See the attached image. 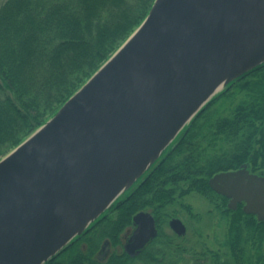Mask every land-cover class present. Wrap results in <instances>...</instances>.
I'll return each instance as SVG.
<instances>
[{"label":"water","instance_id":"water-1","mask_svg":"<svg viewBox=\"0 0 264 264\" xmlns=\"http://www.w3.org/2000/svg\"><path fill=\"white\" fill-rule=\"evenodd\" d=\"M264 63V0H154L120 47L0 158V264H45L159 162L229 83ZM210 188L264 223V175L246 164ZM130 250L156 234L149 213ZM179 235L185 228L170 221Z\"/></svg>","mask_w":264,"mask_h":264},{"label":"trees","instance_id":"trees-1","mask_svg":"<svg viewBox=\"0 0 264 264\" xmlns=\"http://www.w3.org/2000/svg\"><path fill=\"white\" fill-rule=\"evenodd\" d=\"M153 1L0 4V158L51 117L120 47ZM243 164L254 173L264 169V63L212 98L144 180L109 210L100 231L87 229L45 264H126L124 254H112L104 262L94 255L106 238L114 246L120 243V233L133 214L151 208L163 223L172 215L169 207L179 202L195 218L182 199L197 193L217 203L209 178ZM223 212L229 220L220 245L230 257L224 264H264V223L241 209ZM165 249L170 256L171 249ZM177 259L186 258L179 251Z\"/></svg>","mask_w":264,"mask_h":264},{"label":"flooded vegetation","instance_id":"flooded-vegetation-1","mask_svg":"<svg viewBox=\"0 0 264 264\" xmlns=\"http://www.w3.org/2000/svg\"><path fill=\"white\" fill-rule=\"evenodd\" d=\"M131 193L132 191L128 192L126 197H128ZM216 194L218 195V197H214V199L219 204L214 202V207L216 212L219 214L218 216H216L218 220L216 222V228H219V226H221L222 224L226 225V221L229 220L226 219V216L223 211L229 210L235 212L238 209H241V211H243V203H237L235 208H228L229 199L218 193ZM219 197H221L222 199ZM139 212L149 213L152 216L154 220L156 234L154 237L150 238L141 248L131 251L130 245L133 243L132 237L134 236V233L138 228V225L134 221V216ZM107 214H109V212H106L100 217V219H98L94 224H92L90 228L93 232H95V230L100 231V229L102 228L101 221L104 217L107 216ZM173 218L178 217L170 215L165 218L163 223H161L156 218L151 208L140 210L132 215L130 223L125 226L122 232L120 233V243L114 246L112 245L110 240L106 238L102 241L99 249L95 252L94 256L97 261L100 262L106 261L112 254H124L126 255L127 259L126 264H178L179 261L177 258L179 251H181L185 256L186 250L184 247H181L176 241L181 240L186 236L187 227L184 222L180 219V221L184 225L185 231L184 234L179 235L170 226V221ZM164 227L170 230V234L164 230ZM226 229V227L223 228V235L217 233L218 236L216 234V236H214L217 249H209L207 247V249H205V251L203 252L204 254L202 255L204 264H224L227 260H230V257L227 256L226 248L220 245L226 235ZM123 238H125V240H123ZM82 247H85V245L82 244ZM165 248L171 249L172 254L170 256H168Z\"/></svg>","mask_w":264,"mask_h":264},{"label":"rangeland","instance_id":"rangeland-1","mask_svg":"<svg viewBox=\"0 0 264 264\" xmlns=\"http://www.w3.org/2000/svg\"><path fill=\"white\" fill-rule=\"evenodd\" d=\"M3 1L4 0H0V4H2ZM256 173L264 175V169ZM182 200L191 206L192 212L196 214V217H191L179 206V202L169 207V213L181 219L187 227L186 236L176 241L186 250V259L178 264H186V260L187 264H202V262H200L203 260L201 255L204 254L203 252L205 249H207V247L209 249H217L214 236H218L217 233L223 235V228H227V221L226 225L222 224L219 228H216V222L218 221L216 216L219 214L215 210L212 199L205 198L197 193H191ZM164 230L170 234L168 228L164 227ZM123 240H125V238H123ZM190 259H193L191 261H198V263H190Z\"/></svg>","mask_w":264,"mask_h":264}]
</instances>
